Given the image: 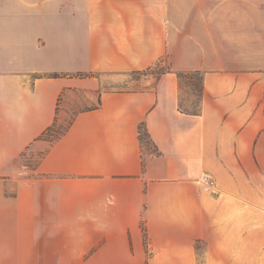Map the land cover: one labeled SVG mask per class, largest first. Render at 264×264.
Instances as JSON below:
<instances>
[{"label":"crops","instance_id":"1","mask_svg":"<svg viewBox=\"0 0 264 264\" xmlns=\"http://www.w3.org/2000/svg\"><path fill=\"white\" fill-rule=\"evenodd\" d=\"M0 264H264V0H0Z\"/></svg>","mask_w":264,"mask_h":264},{"label":"rangeland","instance_id":"2","mask_svg":"<svg viewBox=\"0 0 264 264\" xmlns=\"http://www.w3.org/2000/svg\"><path fill=\"white\" fill-rule=\"evenodd\" d=\"M167 65H164L162 68L165 70ZM161 68H158V65L150 67L147 71L141 73H131L127 77V80L115 86L116 90H140L145 87L143 81L150 77L151 75L156 76L159 73ZM201 75L198 73H187L185 75L180 76V100L179 105L183 110L186 111H194L198 108V101L200 98L201 92ZM60 97V104L62 103ZM81 100V99H80ZM82 103H78L77 105H73L69 110H67V114L61 118H58L56 128L57 133H52L54 135L53 138H56L61 134L70 124L73 114L77 110L89 108L87 103V98L82 99ZM60 110L61 108L58 107ZM60 112V111H58ZM142 145L147 146L148 149L153 148L151 142L145 137L144 141H142ZM144 151V150H143ZM145 153V152H144ZM36 158H26L24 159V164H29L32 166L36 162ZM202 175V174H201ZM212 178V177H211ZM213 180V178H212ZM214 181V180H213ZM211 189H215V186L212 185Z\"/></svg>","mask_w":264,"mask_h":264},{"label":"trees","instance_id":"3","mask_svg":"<svg viewBox=\"0 0 264 264\" xmlns=\"http://www.w3.org/2000/svg\"><path fill=\"white\" fill-rule=\"evenodd\" d=\"M149 68H147V69H145V70H142V71H136L135 73H141V72H145V71H147ZM163 68H161L160 69V71L159 72H163ZM90 74H92V73H76V75H78V76H86V75H90ZM185 74H187V73H178V76L180 77V76H182V75H185ZM46 76H52V77H56V76H60V75H62V74H59V73H50V74H45ZM201 83H202V78H201ZM179 107H180V105H179ZM180 110H182V111H184V112H192V113H197L198 112V108L196 109V110H194V111H186V110H183L181 107H180ZM56 128V126H55V123L52 125V126H50V127H48L47 129H46V131H44L43 133H42V137H45V138H49V139H54L53 137H54V135H52V133H57V129H55ZM138 137H139V140H140V142L142 143V141H144V139H145V137L150 141V138L148 137V134H147V132H146V128H145V126H144V123L142 122V123H140L139 124V126H138ZM151 142V141H150ZM143 228V227H142Z\"/></svg>","mask_w":264,"mask_h":264},{"label":"built area","instance_id":"4","mask_svg":"<svg viewBox=\"0 0 264 264\" xmlns=\"http://www.w3.org/2000/svg\"><path fill=\"white\" fill-rule=\"evenodd\" d=\"M200 180H201V182L207 184L208 186L213 185V180H212L211 176L207 173H202V175L200 176Z\"/></svg>","mask_w":264,"mask_h":264}]
</instances>
